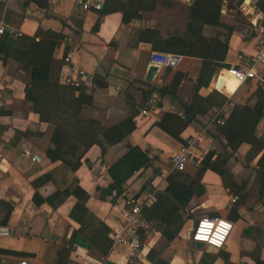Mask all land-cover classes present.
Segmentation results:
<instances>
[{"label":"crops","instance_id":"crops-1","mask_svg":"<svg viewBox=\"0 0 264 264\" xmlns=\"http://www.w3.org/2000/svg\"><path fill=\"white\" fill-rule=\"evenodd\" d=\"M172 1L192 6L196 0ZM258 1L226 0L222 10V21L234 25L224 63L229 69L253 67L257 77L249 79L246 90L231 103L211 107L196 121L186 123L182 117L184 108L190 107L193 100L194 83L198 81L197 94L202 98L209 97L216 90L229 99L239 83L228 69L217 67L210 84L205 86L203 82L214 65V59L211 56L205 60L184 57L182 71L189 76L181 82L177 97L166 95L160 99L156 92L144 97V92L151 87L160 88L169 84L175 69L161 76L158 72L151 82L146 81L153 50L150 43L140 40V30L157 29L163 37H168L176 29L181 35L187 29V20L176 9L168 10L159 5L156 17L143 15L141 19L124 24L121 11L109 14L84 11L78 4L79 0H0V17L23 34L19 52L24 50V56L31 53L34 58L48 64L52 59L68 58L69 62L59 72L60 84H64L66 76L79 70L84 72L80 85L83 91L77 93V98L88 99L81 113L84 119L110 128L129 117L130 103L138 109L133 119L135 129L125 140L107 147L104 154L100 146L94 145L84 157L89 160V165L83 162L79 169L72 172L62 161L51 162L36 145V135L44 133L49 125L41 121L33 111L32 103L26 99L31 66L7 58L0 52V95L5 100L0 113V262L16 264L25 258L30 264H154L153 259L166 250L165 240L159 231L150 230L144 235L140 252L111 243L104 254L88 239L97 233L100 224H92L85 233H81L80 225L70 219L69 214L76 203L72 195L64 197L63 191L52 205L46 198L59 189L72 186L74 180L78 181L90 194L87 202L89 210L101 224L107 226L112 242L113 231L122 225L125 199L120 197L112 205L110 200L99 198L96 187L105 188L111 184L108 170L128 152L129 145L146 152L151 161L126 181L124 194L128 198L137 196V200L147 205L155 201V192L167 189V177L172 172L170 159L184 146L183 142L195 140L191 152L201 161L210 151L220 154L224 148L230 150L226 136L215 122L217 116L228 119L236 104L240 108H253L258 101L251 85L253 81L264 88V65L253 60L261 34L254 24L264 27V15L256 8ZM237 15L240 19L236 21ZM170 19L179 23L169 25ZM58 34L61 39H57ZM33 42L38 46L34 47ZM95 76L107 86L94 84ZM148 97L150 100L142 109ZM143 110L149 114H142ZM257 136L264 139V118L257 128ZM253 152L251 145L243 144L227 162L225 169L231 171L233 179L239 184L238 172L246 173L247 167L254 173L253 179L257 177L255 169L263 152L256 157ZM186 171L194 175L196 168L189 166ZM49 172L53 173V181L35 189L32 182ZM201 184L203 193L194 196L187 209V213L193 214L195 219L187 221L179 238L171 242L169 264L173 261L175 264H256L251 255L256 233L245 235L244 231L249 227L264 230V217L247 211L246 204L242 205L238 199L233 202L234 196L217 172L207 170ZM1 202L13 207L7 220V209ZM199 217H220L234 223V230L224 249L205 246L198 249L195 243L189 241L194 221ZM74 231L78 235L71 244ZM81 241L86 246L80 244ZM260 254L264 260V245Z\"/></svg>","mask_w":264,"mask_h":264},{"label":"trees","instance_id":"trees-1","mask_svg":"<svg viewBox=\"0 0 264 264\" xmlns=\"http://www.w3.org/2000/svg\"><path fill=\"white\" fill-rule=\"evenodd\" d=\"M225 3L226 0H196L192 6H183L172 0H105L98 12L99 14H109L121 11L124 24H129L134 19H141L143 15H147L148 18L156 17L155 13L159 5L168 10L176 9L184 15L187 20V29L181 35L176 29L168 37H163L157 29H144L140 30L139 33L140 40L150 43L153 51L173 53L183 57L176 68H162L159 71L161 76L169 74L175 69L169 84L160 88L151 87L148 92H144V97L149 93L156 92L162 99L166 95L176 98L181 82L188 79L187 72L182 71V64L186 59L184 57L205 60L211 56L214 59V65L203 82L205 86L210 84L217 67L229 69L224 62L234 25L222 21V10ZM27 5L25 4V6ZM256 8L258 12L264 15V0H259ZM239 15H237L236 21L240 19ZM207 30H209L208 34ZM56 37L61 39L60 34ZM22 39L23 36L12 38L5 35L2 38L0 52L7 58L31 66L30 80L26 85V99L32 103L33 111L40 116L41 121L49 125L44 133L36 135V139H38L36 145L51 162L62 161L66 169L75 172L83 162L89 165V160L84 157L94 145L100 146L104 154L107 147L122 142L133 132L135 129L133 119L138 113L135 104L130 103L131 112L126 120L110 128H103L96 121L84 119L81 113L88 99L85 98L86 102L81 96L77 98V93L80 94L83 91V86L75 88L59 83V72L66 65L65 59H52L48 64L43 60L34 58L31 53L24 56L22 54L25 52L24 50L23 52L18 51L22 46ZM32 45L35 47L38 46V43L33 42ZM93 82L99 87L107 86V83L99 80L97 76L93 78ZM247 83L249 82L247 81L237 87L230 99L216 90L209 97L202 98L197 94L199 89L197 81L194 83L193 100L190 107L184 108L182 119L186 123H192L197 120L198 116L205 115L211 107H222L231 103L246 90L245 85ZM251 85L254 88V95L258 98L255 106L253 108L247 106L240 108L236 104L229 118L223 119V125H218L219 131L226 136L231 151L227 148H224L223 153L220 154L214 150L210 151L202 159L200 167L196 168L194 175H190L186 171L187 169L182 172L172 171L167 177V189L155 192V201L152 204L142 205L141 211L145 221L151 226V230L159 231L165 240L166 250L160 253L157 259H153L154 264H169L171 262L170 244L179 238V233L185 223L195 219L193 214L187 213V209L191 199L203 193L201 180L207 170L220 174L225 187L229 189L231 194L237 197L242 205L246 204L249 198L248 192L244 186L233 179L231 171L225 169L228 160L243 144L251 145L252 150H254V157L263 152L258 159L255 171L258 178L256 187L258 199L261 202L264 201V139L257 136V128L264 118V88L259 82L253 81ZM223 86L226 88V84ZM145 99V103L141 106L142 109L150 100L149 97ZM157 105L160 106L161 103L158 102ZM25 134L29 133L26 132ZM214 155L217 156L213 160ZM150 161L146 152L139 147L129 145L128 152L108 170L112 180L111 184L105 188L96 187L100 193L99 198L103 201L108 199L112 205H115L125 193L124 184L126 181L148 165ZM50 181H53L52 172L38 177L32 182V185L38 189ZM66 184L67 181H65ZM63 191H65L64 197L72 195L76 199L69 217L80 225L81 233H85L92 224H100L97 233L88 239L91 245H95L98 250L106 254L112 243L108 236L109 229L106 225L101 224L89 210L87 202L90 194L79 185L78 181L74 180L72 186L66 187L65 190H57L53 196L47 197L46 200L51 205L54 204ZM114 193L115 196H113ZM131 198L136 200L137 196ZM1 205L6 206L7 220L13 211V207L5 202H1ZM253 233H256V239L262 235L264 239V230L259 227H249L244 231L245 235ZM77 235V232L74 231L71 244ZM144 235L143 233L141 236V242L145 240ZM80 244L86 246L83 241ZM253 258L256 264H264L260 252L256 255L253 254Z\"/></svg>","mask_w":264,"mask_h":264},{"label":"built area","instance_id":"built-area-1","mask_svg":"<svg viewBox=\"0 0 264 264\" xmlns=\"http://www.w3.org/2000/svg\"><path fill=\"white\" fill-rule=\"evenodd\" d=\"M80 8L84 11L95 10L98 11L102 8V0H79L78 2ZM256 30L261 33L256 55L254 57V62L256 64L264 65V27L258 26V23L254 24ZM8 35L12 38H20L23 36L22 32L7 24L3 17H0V46L2 38ZM183 57L178 54L173 53H162L153 51L150 57V65H155L161 70L162 68H176ZM66 64L69 59H65ZM231 71L240 85L246 83L249 79H255L257 77L256 72L253 67H242V68H231ZM84 72L82 70L76 71L73 74L66 76L64 78V84L75 88H78L84 78ZM5 106V100L0 95V113ZM142 114L148 115L147 110H143ZM217 125H223V118L217 116L215 120ZM198 143L200 142L196 139ZM195 140H190L170 159L171 170L172 171H185L190 165L194 168H199L201 160L195 158L191 152V148L194 146ZM2 154L0 149V160ZM116 194L114 193L113 196ZM121 197L125 199V208L122 212V225L118 230H114L112 233V243L113 245H122L127 247L133 252H140L142 247L141 236L142 234H147L151 230V226L145 221L142 215V205L139 200H134L133 198H128L125 194ZM237 197H233L232 201L236 202ZM198 223L194 224L191 230L190 239L193 243L202 242L205 247H209L215 250L224 249L233 230L234 223L225 218H210V217H199ZM207 222L211 227L207 228L205 231L201 232V224ZM0 264H6L0 262ZM16 264H30L29 260L23 258L20 259Z\"/></svg>","mask_w":264,"mask_h":264},{"label":"rangeland","instance_id":"rangeland-1","mask_svg":"<svg viewBox=\"0 0 264 264\" xmlns=\"http://www.w3.org/2000/svg\"><path fill=\"white\" fill-rule=\"evenodd\" d=\"M178 12L179 11L177 10V13ZM166 20H169V18H167ZM168 22H169V25H172V26H176L179 23V22L174 23V21L171 19ZM180 24H182V22H180ZM207 34H208V32H207ZM235 92H236V90H235ZM247 168H248V170L246 173L238 172V175H237L239 178L240 184L242 186H244L245 189H248L249 198L246 202L245 208L248 209L247 211H254L257 214H261V216L263 218L264 217V201H262V202L259 201L258 195H257V188H256L257 187L256 182H257L258 178L255 177L253 179V176H255L254 173L249 169V167H247ZM189 241H191V239ZM263 245H264L263 235H262V237L258 236V239H255V245L253 247V252L251 253V255L252 254L256 255L259 252L261 253L263 251Z\"/></svg>","mask_w":264,"mask_h":264},{"label":"water","instance_id":"water-1","mask_svg":"<svg viewBox=\"0 0 264 264\" xmlns=\"http://www.w3.org/2000/svg\"><path fill=\"white\" fill-rule=\"evenodd\" d=\"M158 72H159V68L155 65H151L149 70H148L147 76H146V81L151 82ZM197 223H198V220H195L194 224H197ZM195 245L198 249L204 248V243H202V242H196Z\"/></svg>","mask_w":264,"mask_h":264},{"label":"clouds","instance_id":"clouds-1","mask_svg":"<svg viewBox=\"0 0 264 264\" xmlns=\"http://www.w3.org/2000/svg\"><path fill=\"white\" fill-rule=\"evenodd\" d=\"M209 227H211V225L208 224L207 222L201 224V232L205 231ZM173 264H175V261H173Z\"/></svg>","mask_w":264,"mask_h":264},{"label":"bare ground","instance_id":"bare-ground-1","mask_svg":"<svg viewBox=\"0 0 264 264\" xmlns=\"http://www.w3.org/2000/svg\"><path fill=\"white\" fill-rule=\"evenodd\" d=\"M228 71H229V70H228ZM230 72H231V71H230ZM234 78H235V77H234ZM235 80H236V79H235ZM236 81H237V80H236ZM237 82H238V81H237ZM239 86H240V84H239ZM239 86H238V87H239Z\"/></svg>","mask_w":264,"mask_h":264}]
</instances>
